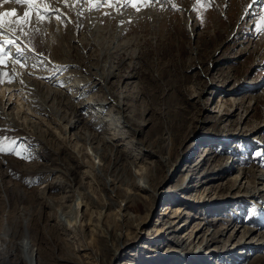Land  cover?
I'll use <instances>...</instances> for the list:
<instances>
[{
	"label": "rangeland",
	"instance_id": "374dc122",
	"mask_svg": "<svg viewBox=\"0 0 264 264\" xmlns=\"http://www.w3.org/2000/svg\"><path fill=\"white\" fill-rule=\"evenodd\" d=\"M58 1L65 12L77 8L73 18L64 11L44 17L42 0L18 8L52 17L57 27L59 17L66 22L64 66L47 39L34 35L36 49L24 39L5 45L10 34L0 31V68L15 64L14 86L0 84V99L7 95L0 108V264H26L16 247L24 238L35 264H109L112 249L138 228L143 241L123 247L114 264H189L192 250H203L190 253L193 262L220 247L237 251L211 264H264V0H151L127 8ZM52 29L41 31L50 37ZM14 48L29 59H16ZM24 77L41 84L44 99L59 94L50 105L66 119L33 106ZM228 225L221 243L208 247L209 235ZM237 225L257 230L239 249L245 240ZM173 251L181 256L166 259Z\"/></svg>",
	"mask_w": 264,
	"mask_h": 264
},
{
	"label": "bare ground",
	"instance_id": "6f19581e",
	"mask_svg": "<svg viewBox=\"0 0 264 264\" xmlns=\"http://www.w3.org/2000/svg\"><path fill=\"white\" fill-rule=\"evenodd\" d=\"M43 1V3H42V5L44 4V6L41 8V10H39L43 15H44V17H49V16H51V14H52V11H58V12H65V9H63L62 7H61V5H62V3L61 2H59L58 0H42ZM149 0H145V2H143V3H136V5H145V4H149V2H148ZM151 1V0H150ZM66 2H68V0H66ZM66 2H63V3H66ZM86 3H88V4H90L91 5V3H94L93 2V0H87V2ZM110 3H113L114 5H117V7L119 8V7H125V8H127V6L129 5L128 4V2H127V0H111L110 1ZM0 6L2 7V9L0 10V23H2V27H0V31H2V32H6V33H9L10 34V36H8L7 38H3V39H1V40H3V41H5L6 43H5V45H12V43L15 41V40H17L18 42H22L23 41V39L24 40H26L28 43H29V45L32 47L33 45V47L35 48V45H39L38 44V42H37V40L36 39H38L39 38V41L41 40V39H47V43H48V45H51L52 46V55H53V58L55 59V60H57L58 62H59V64L58 65H61V66H64V64L65 63H68V62H62L63 60H61V59H59V57L60 56H62L61 54H68V49L67 50H65V49H63L62 47L64 46V45H66V44H64L65 42H67V40L69 39V34H70V29H69V26H67V24H66V22L61 18V17H59L58 18V20H59V25H58V27L57 26H55V24L53 25V24H51L52 22V20H53V18H52V20H51V18H46L45 20H42V19H40V18H38L37 17V12L35 13L36 14V16H35V14H33V13H31V11L29 12V11H27V9L26 10H20L19 8H18V4H14V3H11V2H4L3 4L2 3H0ZM93 6V5H92ZM130 6V5H129ZM89 8H90V6H89ZM89 8H88V5H86L85 6V8L83 9V10H85V12H88V10H89ZM113 8V7H112ZM118 8H116V9H118ZM22 9V8H21ZM74 11H77V8L74 10V9H72V8H70V10L68 9V11L67 12H65L70 18H73V12ZM120 11V10H119ZM118 11V12H119ZM25 12H27L28 13V16L27 17H25L24 16V13ZM122 11H120V13H121ZM8 14V15H5V14ZM12 13H15V15H12ZM116 13V12H115ZM119 14V13H118ZM43 15L41 16V17H43ZM120 15V14H119ZM40 16V15H39ZM126 17V16H125ZM124 17V18H125ZM56 18H57V15H56ZM113 20V19H112ZM73 21V23L75 24V25H78L79 23L75 20V19H73L72 20ZM82 23V22H81ZM117 23V22H116ZM81 25V24H80ZM82 25H83V23H82ZM46 27H51V28H54V29H52V31H50V33H52V36H50V37H48V34L47 33H45V32H43V31H41L42 29H45ZM130 28V27H129ZM22 31V32H21ZM25 31H27V32H29L28 34H32L31 36L32 37H28V35L25 33ZM149 31V30H148ZM130 31H126L125 32V30H124V32H123V34H130L129 33ZM131 32H132V30H131ZM34 35H36L38 38H36V39H34L33 38V36ZM29 38V39H25V38ZM22 40V41H21ZM43 41V40H42ZM46 41V40H45ZM147 41V40H146ZM44 42V41H43ZM62 45V46H61ZM65 47V46H64ZM36 49V48H35ZM12 52H13V56H15L16 57V59H29V55L28 54H26V52H23L22 50H18V49H15L14 48V50H12ZM120 60L122 61V64H123V68L124 67H126V65H127V62L125 61V55H121L120 56ZM13 60H10V62H12ZM15 63H17V62H15ZM13 66L15 67V64L14 65H12V69H7V68H0V84H2V83H4V84H6V85H9V86H14V85H11L10 84V82H12V78H13V72L15 71V68H13ZM42 76H46V74H41ZM110 75H111V73H110ZM47 76H49L50 77V75H47ZM114 76V75H113ZM96 77H99V76H96ZM105 77H107L106 76V74H104L103 75V77H101V80H106V78ZM101 80L100 81H98L97 79L94 81V83L93 84H91L90 85V87L91 88H89V89H96V87H97V84H99L100 82H101ZM90 80H87V83L89 82ZM22 82H24L26 85H27V87H29L31 90H30V93H31V96H32V98H31V104L33 105V106H35V107H37V108H39V110L40 111H42V112H44V113H53V114H55V116H58V117H60L62 120H64V119H66L65 117H62V115H60V113H61V111L60 110H57L56 108H55V106H51L50 105V102L52 101V99H53V97L56 95H59V94H57L56 92H53L52 90H50V91H48L49 92V95L53 92L54 94H53V96L51 97V96H48L47 98H45L44 99V97L43 96H41L40 95V92L37 90V88H38V86H41V84H39V83H36L35 84V87H36V89H35V87H32V84L30 83L29 84V79H27L26 77H24V80H22ZM79 82H81V83H84L83 81H79ZM82 88V87H81ZM41 89V88H40ZM43 89V88H42ZM110 90H112V89H110ZM79 91H80V89H79ZM78 91V92H79ZM80 94V93H79ZM6 97H7V95L6 96H4L3 98H1L0 99V108L4 105V103L6 102ZM80 97V96H79ZM118 97V96H117ZM50 98H51V100H50ZM126 98V97H125ZM99 100V99H98ZM100 101V100H99ZM100 102H102V103H104L105 105L106 104H108V101H105V100H101ZM6 104V103H5ZM97 104V103H96ZM104 106V105H103ZM12 108V106H10L9 107V109H11ZM99 108H101L102 109V107L101 106H99ZM87 109H93V107H90V106H87V108H86V110ZM8 113V116L11 118V120L12 121H16L17 122V118H15V116H14V113H13V111L12 112H10L9 110H6V114ZM59 118V119H60ZM77 123L78 122H75L73 125H72V127H76L77 126ZM94 123V122H93ZM91 124V123H90ZM95 124H97V125H99V123H95ZM92 126H93V124H92ZM96 127V126H95ZM97 129V128H96ZM96 133V132H95ZM92 134V135H89L88 137H85V140L86 141H90L91 140V142H92V140L94 139V137H96L95 135H97V134ZM92 137H93V139H92ZM97 138V137H96ZM38 139V138H37ZM97 140V139H96ZM109 141L108 140H99V143H100V145L103 147V148H108L107 147V143H108ZM98 143V142H97ZM97 149L98 148H96V151H97ZM99 151H101L100 150V148L98 149ZM163 150V149H162ZM207 152L203 155V157L202 158H200V161L198 162V163H196L195 164V167L197 168V167H199L201 164L202 165H204L205 164V162H206V160H207V158L209 157V155H210V152H209V150H206ZM60 153V152H59ZM100 156L103 158V159H105V154H104V151L100 154ZM176 159V156H175V154H173L172 156H171V160L173 161V160H175ZM108 168V170H110V165L107 167ZM160 168V167H159ZM225 172H227L226 170H227V168H222ZM69 170V169H68ZM102 170V169H101ZM70 172V174L72 173L71 171H69ZM245 176H246V173H244L243 172V179L245 178ZM97 177L98 178H100V177H102V175H97ZM189 177H191V174H189L187 177H186V179H185V181H184V183H183V185H185L186 184V182L189 180ZM192 179V178H191ZM258 180L259 181H264V174L263 175H261V176H259L258 177ZM237 183H238V181L234 184V186H236L237 185ZM142 184H144V185H142ZM256 184H258V182L256 181ZM138 186H139V188H142V187H144V188H146L147 186H148V180L147 179H145L144 181L143 180H141L140 182H138ZM255 192H251V194H250V196H253V195H255L254 194ZM130 200H133V201H135L134 199H130ZM137 200H141L140 198L138 199L137 198ZM80 206H81V204H78V207H79V209H80ZM182 209V208H181ZM181 209H175V211H174V213H173V210H169L168 211V213H173V214H175V216L178 218L179 216H181L182 215V213H183V211L181 210ZM184 214V213H183ZM64 217H67V216H65V215H63V218H62V220L64 219ZM233 218V217H232ZM195 219H199V218H195ZM64 222H66V223H68L69 224V220H65ZM230 223H229V225H231V222H232V219L229 221ZM170 224H174L173 222H170ZM227 226L226 228H224V227H220L219 229H218V231L215 233V234H210L209 235V233H208V235H209V237H210V239H208L207 240V242H206V245L208 246V247H210L209 245H210V242L211 243H221L220 242V240H219V236L221 235L220 233H221V231H223L224 229H225V231H228L230 228H231V226ZM69 226L70 227H72L71 226V223L69 224ZM238 226V225H237ZM239 228H236V232L235 233H237V235L239 234V233H241V234H244V236L242 237V239H244L245 241L244 242H239V245H237L236 247L239 249V247L240 248H242V247H244V246H247V239L248 238H251L252 236H254L255 235V231H257L256 229H251V228H248V227H246V226H243V225H241V226H238ZM139 230H141L140 228H138V230H137V232H132L131 234H129L128 235V239H125L122 243L120 242L119 243V246H117L116 248H114V249H112V257H111V262L109 263V264H114V262H115V260H118V259H121V257H122V254H121V251H122V249H123V247H128V246H132V247H138L139 245V243L141 242V241H143V239L141 238V233H140V235L138 236L137 235V233H139ZM153 231H156L157 232V235H156V238H157V240H158V242L157 243H164L163 241H162V234H163V229H160V230H153ZM229 235V234H228ZM25 236H27L26 234H25ZM119 236H120V239L121 240H123L124 238H123V235L122 234H119ZM165 236V235H164ZM159 238V239H158ZM236 239V236H231V238L229 239V240H231V241H233V240H235ZM156 240V239H155ZM138 241H140V242H138ZM185 243L183 242V241H181V240H178L177 241V246H179V247H182L183 245H184ZM16 247H17V250L21 253V257L24 259V261L26 262V264H35V254H34V252H33V250H32V246H31V244H30V242L27 240V238H24L18 245H16ZM196 247V246H195ZM222 250V251H221ZM235 251H237V250H235ZM235 251L234 250H232L231 248H229V247H224V248H222L221 249V247H220V250L218 251V252H215V251H213L212 253H211V258L210 259H208L209 257L208 256H206V257H203V258H206V259H199V258H194V261L192 262L191 260L192 259H190V253L192 254H197V253H202L203 252V250L201 249H198V250H192L191 252H189V255H188V263L189 264H211V262H213V257L214 256H217L219 259H225V257H228V256H230V255H232V254H234L235 253ZM148 252H151V250L150 251H148ZM175 254L176 255H178V256H175ZM179 255L181 256V254H179L178 252H175V251H173V252H171L170 254H169V256H166L165 258L167 259V258H172V259H177L178 257H179ZM235 255V254H234ZM173 256V257H172ZM183 257V256H182ZM199 257V256H198ZM149 259L150 258H143L142 260H139L138 262H136V264H147L148 263V261H149ZM165 260V259H164ZM164 260H162L161 262L163 263L164 262ZM203 261V262H202ZM3 264H9L7 261H5ZM14 264V263H13ZM124 264H126V263H124Z\"/></svg>",
	"mask_w": 264,
	"mask_h": 264
},
{
	"label": "snow or ice",
	"instance_id": "6c2138e0",
	"mask_svg": "<svg viewBox=\"0 0 264 264\" xmlns=\"http://www.w3.org/2000/svg\"><path fill=\"white\" fill-rule=\"evenodd\" d=\"M3 2H11L14 4H30L33 2V0H0V3H3ZM127 2L130 6L135 7L136 3H143V2H145V0H127ZM149 2H150V0H149ZM157 2H160V0H157ZM136 10L139 11L140 9L137 7ZM5 15H8V14L6 13ZM12 15H15V13H12ZM24 16L27 17L28 13L25 12ZM0 27H2V23H0ZM8 55H10V53ZM0 151H3V149L0 148Z\"/></svg>",
	"mask_w": 264,
	"mask_h": 264
}]
</instances>
